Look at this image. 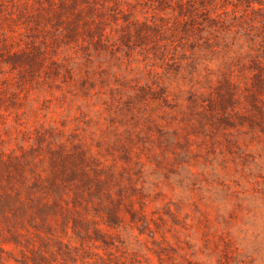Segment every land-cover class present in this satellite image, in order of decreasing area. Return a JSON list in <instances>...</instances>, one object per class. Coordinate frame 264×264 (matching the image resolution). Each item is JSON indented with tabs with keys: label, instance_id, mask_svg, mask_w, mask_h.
Wrapping results in <instances>:
<instances>
[{
	"label": "rangeland",
	"instance_id": "374dc122",
	"mask_svg": "<svg viewBox=\"0 0 264 264\" xmlns=\"http://www.w3.org/2000/svg\"><path fill=\"white\" fill-rule=\"evenodd\" d=\"M0 264H264V0H0Z\"/></svg>",
	"mask_w": 264,
	"mask_h": 264
}]
</instances>
